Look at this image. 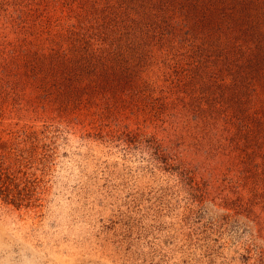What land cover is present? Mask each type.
Masks as SVG:
<instances>
[{
	"label": "rangeland",
	"instance_id": "obj_1",
	"mask_svg": "<svg viewBox=\"0 0 264 264\" xmlns=\"http://www.w3.org/2000/svg\"><path fill=\"white\" fill-rule=\"evenodd\" d=\"M0 153V264H264V0H0Z\"/></svg>",
	"mask_w": 264,
	"mask_h": 264
},
{
	"label": "trees",
	"instance_id": "obj_2",
	"mask_svg": "<svg viewBox=\"0 0 264 264\" xmlns=\"http://www.w3.org/2000/svg\"><path fill=\"white\" fill-rule=\"evenodd\" d=\"M13 176L10 166L6 162V156L0 153V195H4L6 199L20 204L26 196L23 188L19 186Z\"/></svg>",
	"mask_w": 264,
	"mask_h": 264
}]
</instances>
